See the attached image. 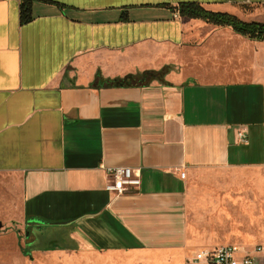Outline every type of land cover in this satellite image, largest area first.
<instances>
[{
	"label": "crops",
	"instance_id": "1",
	"mask_svg": "<svg viewBox=\"0 0 264 264\" xmlns=\"http://www.w3.org/2000/svg\"><path fill=\"white\" fill-rule=\"evenodd\" d=\"M22 2L0 0V177L18 194L26 245L115 264L250 245L253 204L264 205V41L176 6L264 23V0H30L27 23ZM163 69L147 84H104ZM119 166L140 185L115 196L104 168ZM199 172L225 174L202 209Z\"/></svg>",
	"mask_w": 264,
	"mask_h": 264
},
{
	"label": "rangeland",
	"instance_id": "2",
	"mask_svg": "<svg viewBox=\"0 0 264 264\" xmlns=\"http://www.w3.org/2000/svg\"><path fill=\"white\" fill-rule=\"evenodd\" d=\"M224 176L223 173L209 172L195 174L190 182V190L198 200V208H201L203 192L208 190L218 192L219 189L213 187V183L223 180ZM9 183L8 178L0 177V264H115L114 258L99 257L87 248L27 246L20 230L21 224H18V194L15 189L10 188ZM263 210L264 205L253 204V242L247 246L241 245L242 247L249 249L258 246L256 240L261 233ZM245 232L246 225L243 223L241 233ZM194 256L195 253L187 260V264H193Z\"/></svg>",
	"mask_w": 264,
	"mask_h": 264
},
{
	"label": "built area",
	"instance_id": "3",
	"mask_svg": "<svg viewBox=\"0 0 264 264\" xmlns=\"http://www.w3.org/2000/svg\"><path fill=\"white\" fill-rule=\"evenodd\" d=\"M240 143H246L244 132H238ZM106 176L105 191L115 196H122L135 190L140 185L139 175L129 167L104 168ZM183 176V174L181 175ZM264 251L262 246L251 250L234 244L220 245L212 249H202L195 253L193 263L201 264H258L257 255Z\"/></svg>",
	"mask_w": 264,
	"mask_h": 264
},
{
	"label": "trees",
	"instance_id": "4",
	"mask_svg": "<svg viewBox=\"0 0 264 264\" xmlns=\"http://www.w3.org/2000/svg\"><path fill=\"white\" fill-rule=\"evenodd\" d=\"M30 0H23L20 6V21L27 23L31 21V5ZM176 10L180 17L201 20L207 24L218 27H230L234 33L243 36L252 41H264V23L258 22H242L236 17L224 13H215L206 10L196 3H180L176 6ZM166 70L158 73L145 72L140 76L127 77L123 80H113L104 82L106 86H126L128 81L140 84H147L151 80L161 79ZM101 81L100 76L96 75V82Z\"/></svg>",
	"mask_w": 264,
	"mask_h": 264
}]
</instances>
